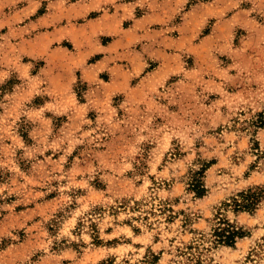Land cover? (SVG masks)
Returning a JSON list of instances; mask_svg holds the SVG:
<instances>
[{"label":"rangeland","instance_id":"1","mask_svg":"<svg viewBox=\"0 0 264 264\" xmlns=\"http://www.w3.org/2000/svg\"><path fill=\"white\" fill-rule=\"evenodd\" d=\"M263 113L264 0H0V264H264Z\"/></svg>","mask_w":264,"mask_h":264},{"label":"trees","instance_id":"2","mask_svg":"<svg viewBox=\"0 0 264 264\" xmlns=\"http://www.w3.org/2000/svg\"><path fill=\"white\" fill-rule=\"evenodd\" d=\"M264 114V113H263ZM260 124H264V116L260 120H258ZM189 188L197 195L201 196L204 193V186L202 183V170L195 171L190 176ZM258 191H261L258 188ZM246 195H242L241 200L233 199L232 205L238 208H251L255 205L258 197H260L259 193L256 190H248ZM244 235V232L240 230V228H236L233 224H231L226 219L219 218V221L214 227L212 232V237L216 243H222L226 245H232L235 242L236 238H239ZM191 249V247H189ZM200 259L198 256H195V264H199Z\"/></svg>","mask_w":264,"mask_h":264}]
</instances>
